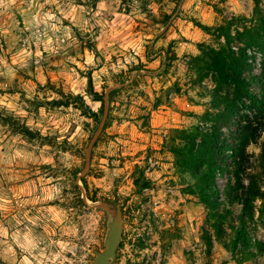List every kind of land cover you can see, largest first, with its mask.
<instances>
[{"label":"rangeland","instance_id":"rangeland-1","mask_svg":"<svg viewBox=\"0 0 264 264\" xmlns=\"http://www.w3.org/2000/svg\"><path fill=\"white\" fill-rule=\"evenodd\" d=\"M225 34L262 100L264 0H4L0 264H92L107 217L81 187L122 205L113 264H264V132L239 140L258 114L247 99L222 120L235 99L213 62ZM217 123L225 157L210 189L197 171ZM252 180L249 213L239 197Z\"/></svg>","mask_w":264,"mask_h":264},{"label":"trees","instance_id":"trees-1","mask_svg":"<svg viewBox=\"0 0 264 264\" xmlns=\"http://www.w3.org/2000/svg\"><path fill=\"white\" fill-rule=\"evenodd\" d=\"M206 29L209 28L206 27ZM225 35L227 36L226 43L228 48L223 47L216 51L213 50V53L216 56V60H213V62L216 68L215 72L217 73L220 82L222 84L231 86L234 92L235 99L234 102L224 111L225 118L222 120L223 122H231L235 118L239 117L240 102H243L244 99L249 100L252 104V108L258 114L253 116L252 118H250L248 115L244 117V126L240 129L239 140L243 143V145L258 144V141L261 138L262 133L264 132V123L260 121L259 117L261 113H264V97L262 100H258L257 97L252 93V90L250 88L251 86L244 77L245 73L249 69L245 50L240 48L241 56L240 59H237L233 51L229 48L230 41L228 39V35ZM93 94L97 97L96 100L101 102L102 107L100 109V112H102L105 107V101L102 96L96 93ZM92 116L95 118L96 121H98L97 113H92ZM255 123H259V125H255ZM221 128V123H217L213 133L210 136L211 138L208 139V141L206 140L201 146L203 150L201 151L205 153L206 156H210V158L206 159V163H203V167L202 169H200V171H197V175L199 176V178H202L201 180L205 183L206 188L210 189L216 187L215 167L217 166V161H220L222 158L224 159L225 157L223 155L225 151L222 152V149L219 147V138L222 134ZM213 137H215V139ZM260 149L261 153L257 158V162L260 167L264 168V142L260 145ZM252 181L253 182H251L247 188H241V190H246V196L244 195V197H239V200L242 202L245 211L248 212L249 210V213L252 212L250 210L251 208L249 207L251 203V198L254 196H259L260 194V191L257 189V187H255L256 180ZM254 190L258 191H255L254 193ZM207 192L209 193L208 189Z\"/></svg>","mask_w":264,"mask_h":264},{"label":"water","instance_id":"water-1","mask_svg":"<svg viewBox=\"0 0 264 264\" xmlns=\"http://www.w3.org/2000/svg\"><path fill=\"white\" fill-rule=\"evenodd\" d=\"M103 122L98 128L95 137L92 139L89 144L87 155H86V167L84 172L87 170L88 166V155L90 149L92 148L94 142L97 140L101 129L103 127ZM82 198L86 205L90 209H95L102 211L106 214V229L103 239V251L95 253V257L92 261V264H113L116 260L118 249L124 238V228L127 224V220L124 218V212L122 205L117 201L116 198L112 199H91L86 195V190L84 187H81Z\"/></svg>","mask_w":264,"mask_h":264},{"label":"clouds","instance_id":"clouds-1","mask_svg":"<svg viewBox=\"0 0 264 264\" xmlns=\"http://www.w3.org/2000/svg\"><path fill=\"white\" fill-rule=\"evenodd\" d=\"M10 3H14L15 0H9ZM4 4V0H0V5ZM26 243L22 244L21 247L24 248L25 250H29L31 248H35L37 245L34 243L31 239L28 237H25Z\"/></svg>","mask_w":264,"mask_h":264}]
</instances>
